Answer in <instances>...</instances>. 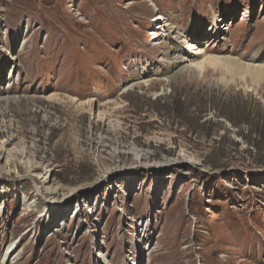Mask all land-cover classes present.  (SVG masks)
I'll list each match as a JSON object with an SVG mask.
<instances>
[{
  "label": "rangeland",
  "instance_id": "374dc122",
  "mask_svg": "<svg viewBox=\"0 0 264 264\" xmlns=\"http://www.w3.org/2000/svg\"><path fill=\"white\" fill-rule=\"evenodd\" d=\"M210 57L264 68V0H0V264H264V79Z\"/></svg>",
  "mask_w": 264,
  "mask_h": 264
},
{
  "label": "bare ground",
  "instance_id": "6f19581e",
  "mask_svg": "<svg viewBox=\"0 0 264 264\" xmlns=\"http://www.w3.org/2000/svg\"><path fill=\"white\" fill-rule=\"evenodd\" d=\"M161 20H163V22L166 21L165 19H161ZM164 27H169L170 30L174 28L173 25L169 21L166 22V24L164 25ZM184 49L187 50L188 52H192V50L195 49V47L193 46L192 43L186 42V47ZM200 52L201 51H199V52L196 51L195 54L199 55V54H201ZM176 54L177 53H174L173 54V52H172L171 49H167V51H166V55L169 57V59H171V61L176 60L175 62L176 63H179V62H181V59H180V57H177ZM207 59H208L207 62L211 63V65L212 64L213 65H218L221 68L225 69L228 73L231 74L232 79L239 78V77L242 78V79H247V77H248V78H251V80L253 82H258L260 80L262 81L264 79V68L262 66L246 65L247 63L246 64H243L242 62H239L236 59H230V58L229 59H226V58H220V57H210V58H207ZM204 61L206 62V60H204ZM204 61H203V63H205ZM170 63L173 64L174 62H170ZM135 159H136V164L138 166H142V167H147L148 166L144 162V158L141 155H139V154L136 155ZM7 162H9V160H7ZM26 164H27L28 170L30 172H32L33 171V168H34L33 167V164L31 162H28ZM50 190L51 191H54V188H51ZM58 190L59 189H57V191ZM73 194H74L73 191H69L68 190L66 192V189L59 191L60 200H65L67 198H70ZM51 200L54 201L53 199H51ZM147 249L148 250H152L153 249V243H152V241H150L148 243ZM12 253H13V251H12ZM146 260H149V259L147 258Z\"/></svg>",
  "mask_w": 264,
  "mask_h": 264
},
{
  "label": "trees",
  "instance_id": "16d2710c",
  "mask_svg": "<svg viewBox=\"0 0 264 264\" xmlns=\"http://www.w3.org/2000/svg\"><path fill=\"white\" fill-rule=\"evenodd\" d=\"M180 105V104H179Z\"/></svg>",
  "mask_w": 264,
  "mask_h": 264
}]
</instances>
